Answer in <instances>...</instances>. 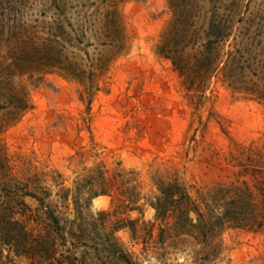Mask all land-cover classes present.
I'll return each instance as SVG.
<instances>
[{
  "label": "rangeland",
  "instance_id": "obj_1",
  "mask_svg": "<svg viewBox=\"0 0 264 264\" xmlns=\"http://www.w3.org/2000/svg\"><path fill=\"white\" fill-rule=\"evenodd\" d=\"M237 1L249 40L248 61L239 75L261 86L264 0ZM109 2L0 0V24L33 25L61 15V8L65 17L74 19L78 11L87 15ZM116 9L124 46L111 61L89 107L78 98L74 82L45 75L43 83L28 91L30 108L0 133V154L10 167L8 175L19 180L38 175L51 189L58 210L66 213L70 205L54 193L61 186L72 187L97 163L106 175L125 171L128 185H134L143 198L155 192L153 175L177 179L197 200L208 197L216 184L243 181L250 186L253 178L261 181L257 165L264 154V105L229 88L219 74L209 79L201 93L184 90L169 61L154 53L170 15L165 0H121ZM234 29L223 52L230 49L234 36L239 39ZM2 113L0 107V117ZM112 203L117 204L116 196L98 195L91 199L90 210L108 209ZM136 204L139 210L117 217L151 221L152 209L142 198ZM136 224L139 231L146 227ZM155 232L151 227L142 239L131 238L126 230L114 235L131 255L132 264H264V222L255 230L224 227L204 245L184 238L160 245ZM6 252L2 263L29 264L22 257L5 256Z\"/></svg>",
  "mask_w": 264,
  "mask_h": 264
},
{
  "label": "trees",
  "instance_id": "obj_2",
  "mask_svg": "<svg viewBox=\"0 0 264 264\" xmlns=\"http://www.w3.org/2000/svg\"><path fill=\"white\" fill-rule=\"evenodd\" d=\"M119 1L111 0L87 15L78 11L74 19L65 17L61 8V15L33 25L22 21L0 24V133L30 108L28 91L43 83L47 74L74 82L78 98L89 107L111 61L124 46L116 9ZM165 3L170 15L159 32L154 53L169 61L184 90L201 93L209 79L219 74L229 88L264 105V83L257 86L239 75L249 57L240 3ZM234 26L239 39L234 36L230 49L223 52ZM261 159L257 165L263 174L261 181L253 178L250 186L243 181L239 185L216 184L208 197L198 200L177 179L155 175L151 178L154 194L143 198L134 185H128L125 171L106 175L97 163L72 187L61 186L54 193L56 199L70 205L66 213L58 210L51 189L38 175L11 178L10 167L1 155L0 264H4L3 251H7L5 256L22 257L29 264H132L131 255L114 235L118 230L142 239L154 227L160 245L183 238L204 245L224 227L259 229L264 222V154ZM98 195H114L117 204L92 212L90 201ZM141 198L153 211L151 221L117 217L139 210L136 203ZM136 223L146 227L139 231Z\"/></svg>",
  "mask_w": 264,
  "mask_h": 264
}]
</instances>
